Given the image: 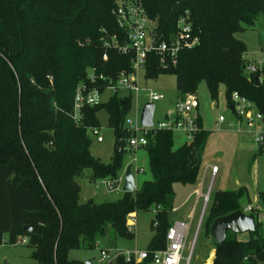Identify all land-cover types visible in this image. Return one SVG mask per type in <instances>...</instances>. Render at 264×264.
I'll list each match as a JSON object with an SVG mask.
<instances>
[{
	"label": "trees",
	"instance_id": "trees-1",
	"mask_svg": "<svg viewBox=\"0 0 264 264\" xmlns=\"http://www.w3.org/2000/svg\"><path fill=\"white\" fill-rule=\"evenodd\" d=\"M140 1L163 38L178 28L187 11L189 40L198 38L193 47H183L176 64L167 68L159 56L151 54L147 78L173 72L177 89L193 95L205 82L213 99L223 86L233 112L232 93L237 91L264 116V66L251 65L245 57L246 42L238 37L256 26L264 14V0ZM118 4L119 0H0V166L13 162L12 172L26 183L34 211L48 215L46 223H33L32 232L39 240L31 256L40 264H84L71 259L70 251L93 249L109 226L120 236L133 239L131 215L154 211V234L147 247L150 256L137 263L134 255L128 260L119 253L109 263L151 264L153 253L167 247L176 200L174 185H195L199 179L210 137L201 118L192 142L177 145L171 130L149 134L145 151L151 178L134 191L124 192L116 201L80 200L78 178L86 170L91 179H116L123 174L125 139L134 135L126 127L130 94H113L107 102L84 106L79 121L73 117L76 90L89 82L91 73L107 77L100 84L105 88L110 80L115 82L122 72L131 70L130 55L120 53L114 45V36L120 45L128 41L114 15ZM102 108H106L108 126L115 133V151L108 163L93 155V137L88 133L90 127H102L98 118ZM245 197L252 202L246 186L216 191L206 234L217 217L243 210ZM258 199L264 211V190L258 192ZM261 212L254 209L249 213L256 217V230L246 239L233 231L227 232L222 243L213 239V264H264Z\"/></svg>",
	"mask_w": 264,
	"mask_h": 264
},
{
	"label": "rangeland",
	"instance_id": "rangeland-1",
	"mask_svg": "<svg viewBox=\"0 0 264 264\" xmlns=\"http://www.w3.org/2000/svg\"><path fill=\"white\" fill-rule=\"evenodd\" d=\"M238 37L246 42V59L251 62L252 66L262 68L264 66V14L259 16L255 27H248L246 31L238 33ZM139 85L142 90L138 95L133 94L132 106L128 115V118L135 121L140 120L142 108L146 102H149L151 91L163 95L162 99L155 101L154 123L156 125L166 117L170 110H174V104L179 98L188 96V94H184L177 89L176 76L173 72H162L156 78H147L145 70H141ZM120 94L127 93L122 91ZM112 95L113 93L110 90L104 91L100 102H107ZM195 95L198 98L199 107L192 112V115L201 118L203 127L210 131L207 151L203 153V157L206 160H213V162L218 163L221 168L213 191L219 187L236 189L240 186H246L252 202H249L248 197H245L242 199L243 208L249 203L262 207L260 202H257V194L264 190V144H258L255 141L257 122L253 124H249L246 120L243 123L238 122L237 115L227 104L223 86L217 99L211 97L205 82L200 84ZM221 115L226 120L219 122ZM98 118L102 126L101 133L104 141L98 142L92 138L91 151L94 156L108 163L115 151V133L108 126L106 108L98 111ZM180 134L181 131L175 132L176 144L184 142ZM134 156H140L138 164L144 167V172L140 173L133 168L136 188H138L143 180L151 178V173L145 149H140L136 154H133ZM131 161L132 156L127 153L125 163L128 165ZM13 166V162L6 166H0V264H40L38 260L31 256L34 245L39 240L38 234L26 232L24 227L34 222L46 223L48 215L42 211H34L32 197L26 183L18 176L12 177ZM202 171L203 169L200 168L197 182L199 185L195 188L198 190L202 186V191L207 192L211 175L205 177V184L202 185L200 184ZM122 173L121 176L124 175L123 171ZM89 174L90 170L88 169L84 176L78 178L82 186L80 192L82 202L93 199L96 203H103L105 201H116L123 196V191H109L103 183V178L91 179ZM122 186L123 184L120 183L121 188ZM174 188L178 191L179 199L182 198L185 190L183 185L177 183ZM213 193H211L205 210L202 226L200 225L198 230L201 212L204 207V200L200 199L198 216L195 218L196 224L193 222L195 225L191 228L187 249L184 253L185 259L181 264H187L186 259L191 252L189 264H198L199 262L213 264L216 245L211 234H206L205 230ZM195 197H198L197 191ZM261 210L260 219H262L263 227L260 234H263L264 211ZM154 216V211H141L135 214L132 225L136 236L133 239L120 236L112 226H109L106 234L98 238L97 246L93 249L71 250L69 257L82 261L84 264H87L86 260L90 259H93L91 264H105L100 262L102 249L109 250L112 254L145 250L154 234L151 227ZM175 217L173 213L170 215V219ZM240 235L243 238L246 237L242 233Z\"/></svg>",
	"mask_w": 264,
	"mask_h": 264
},
{
	"label": "built area",
	"instance_id": "built-area-1",
	"mask_svg": "<svg viewBox=\"0 0 264 264\" xmlns=\"http://www.w3.org/2000/svg\"><path fill=\"white\" fill-rule=\"evenodd\" d=\"M187 11L178 21V28L175 29L166 38L160 36L155 29L154 21L149 17L146 8L140 0H119L118 6L114 9L117 23L124 29L127 36V44L120 45L114 36V45L122 54H128L131 57V70L124 71L116 79L115 82L110 80V83L101 87V80L105 81L107 77L104 75H96L91 73L89 75V82L82 83L76 90L74 99L73 117L79 121L82 114V109L86 105H96L101 103L100 98L104 91L110 90L113 94H118L125 91L131 96L138 95L142 88L139 85V74L141 70H146L149 57L151 54L159 56L160 63L164 67H169L177 62V56L183 47H193L196 45L198 38L189 40L191 34V23ZM183 40L185 43L183 44ZM107 58V54L104 55ZM150 102H155L163 98L156 92L149 93ZM233 109L239 119L246 120L249 124L257 122V131L255 141L258 144L264 142V116L260 113L253 102L249 101L246 97L239 94L237 91L232 93ZM199 107V101L196 95L188 94L187 97H181L174 104V110H170L166 117L159 121L156 125L154 123L151 127H143L140 120H132L127 117L126 127L127 130L133 131L134 135L126 140V151L132 156L131 163L138 173L144 172V167L139 166V158L134 156L138 150L145 149L149 143V134H154L157 130L165 129L173 132L181 131L187 135V142L193 140L195 133L199 130L198 118L192 115V112ZM224 116L219 117V122L224 121ZM88 133L98 142H103L104 137L101 133V127H90ZM123 149L124 147H120ZM132 168V170H133ZM201 176L203 179L209 171L211 172L212 179L219 172V166L210 163H203ZM125 173V171H124ZM203 181V180H202ZM103 183L111 192L123 191L120 183H124V175L116 179L105 178ZM201 184V183H200ZM123 187V186H122ZM203 187L197 190L198 197L204 200V207L201 212L198 230L205 217V210L211 196V185L208 187L207 192L202 191ZM254 209L261 210L259 206L248 204L243 211L250 213ZM262 211V210H261ZM135 214H132L129 219V229L133 230L132 222ZM202 226V225H201ZM192 228V217L187 219H176L172 222L167 232V247L162 250H157L152 255L151 264H181L184 258V253L187 249V243ZM127 259H131L134 255L135 261L143 262L150 256L147 249L125 252ZM118 254H112L109 250H101L100 262L105 264L111 263ZM192 252L187 257L186 262L189 264Z\"/></svg>",
	"mask_w": 264,
	"mask_h": 264
},
{
	"label": "water",
	"instance_id": "water-1",
	"mask_svg": "<svg viewBox=\"0 0 264 264\" xmlns=\"http://www.w3.org/2000/svg\"><path fill=\"white\" fill-rule=\"evenodd\" d=\"M255 69L253 68V71ZM258 83L260 80L256 78ZM155 102H146L142 108L140 121L143 127H151L154 125ZM133 164L126 166L124 173L123 191L132 192L136 189V180L133 173ZM15 173L12 174V177ZM28 232L33 231V224H28L24 227ZM256 230V217L253 214L244 212L242 209L230 214L217 217L210 228V234L217 243H222L227 239V232L233 231L237 234L254 232ZM93 259L86 260L87 264H91Z\"/></svg>",
	"mask_w": 264,
	"mask_h": 264
},
{
	"label": "crops",
	"instance_id": "crops-1",
	"mask_svg": "<svg viewBox=\"0 0 264 264\" xmlns=\"http://www.w3.org/2000/svg\"><path fill=\"white\" fill-rule=\"evenodd\" d=\"M145 72H146V70H145ZM133 96V95H132ZM237 119H238V122L239 123H243L244 122V119H239L238 117H237ZM226 120V119H225ZM224 120V121H225ZM180 137H181V139L184 141V142H179L177 145H181V144H183V143H185V142H187L188 141V139H187V135L184 133V132H181V134H180ZM210 138V137H209ZM208 142H209V140H208ZM263 144H264V142H263ZM207 147H208V143H207ZM207 147H206V149H205V152L204 153H206V151H207ZM139 151V150H138ZM205 156V155H204ZM140 157V156H139ZM138 157V158H139ZM140 159V158H139ZM203 163H210V164H213V165H217V166H219V164L218 163H216V162H213V160H206L205 159V157H203ZM202 163V164H203ZM202 169V168H201ZM220 172H221V168H220V166H219V172H218V174L215 176V178L214 179H212V175H211V172L209 171V174H207V175H211V178H210V181L208 182V186H207V188L211 185V193L212 192H216V191H218V190H226V189H224V188H222V187H219V188H217L216 190H214L213 191V189H214V186L216 185V179H217V177L220 175ZM15 177V176H14ZM206 177V176H205ZM201 178H202V180L203 181H201L200 183L202 184V185H204L205 183H204V181H205V178L203 179V177L201 176ZM176 185V184H175ZM174 185V186H175ZM197 185H199V183H197V184H195V185H183V189H185L184 190V194H183V196H182V198H180L179 199V194H178V191H176V189H175V191H176V200H175V205H174V209H173V211L171 212V214L173 213V214H175V218L174 219H171L172 220V222L174 221V220H176V219H182V220H185V219H187L189 216H191L192 217V227H193V225H195L196 223H195V218L198 216V212H199V203H200V199L201 198H197V197H195V193H196V186ZM124 192V191H123ZM213 193V194H214ZM93 200V199H92ZM252 200V199H251ZM257 202H259V199H258V194H257ZM249 204H252V203H249ZM248 205V204H247ZM253 205H255L256 206V204H254L253 203ZM260 208H262V207H260ZM206 213V212H205ZM170 214V215H171ZM262 219H260V221H261ZM195 224H194V223ZM243 235H246V237H244L243 239H246L247 237H248V234H249V232H246V233H242ZM198 264H204L203 262H199Z\"/></svg>",
	"mask_w": 264,
	"mask_h": 264
}]
</instances>
